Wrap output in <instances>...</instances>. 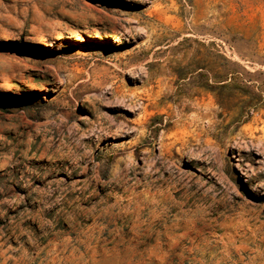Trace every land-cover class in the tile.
<instances>
[{"label": "rangeland", "instance_id": "obj_1", "mask_svg": "<svg viewBox=\"0 0 264 264\" xmlns=\"http://www.w3.org/2000/svg\"><path fill=\"white\" fill-rule=\"evenodd\" d=\"M0 264H264V0H0Z\"/></svg>", "mask_w": 264, "mask_h": 264}]
</instances>
